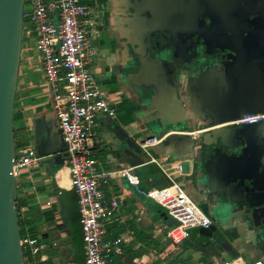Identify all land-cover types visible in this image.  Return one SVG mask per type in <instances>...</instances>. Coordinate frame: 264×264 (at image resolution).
I'll return each instance as SVG.
<instances>
[{"label":"crops","instance_id":"0c3cea01","mask_svg":"<svg viewBox=\"0 0 264 264\" xmlns=\"http://www.w3.org/2000/svg\"><path fill=\"white\" fill-rule=\"evenodd\" d=\"M85 1L95 6L98 21L93 38L97 54L91 69L97 84L113 98L116 109L114 117L99 114L90 140L99 169L133 167L142 185L149 188L167 182L159 176L160 167L151 161L152 157L159 158L162 167L213 218L218 230L209 235L201 227H193L188 236L173 241L168 231L177 220L158 201L137 191L119 172H113L107 182L101 183L105 199L119 201L106 223L105 238H120L109 264H220L239 255L247 261L264 260L254 234L242 226V207L220 203L211 185L192 177L188 140L180 135H197L211 126L200 125L201 118L176 98L178 77L165 64L149 60L142 63L139 58L144 51L138 44L143 12H135L130 23L122 0L123 4L119 0ZM23 36L26 40L23 38L14 103L15 147L22 154L23 148L34 146L41 159L21 167L17 176L20 217L26 234L34 232L44 243L33 264H84L78 196L71 184L59 118L42 57L35 48L36 35L25 30ZM161 127L169 129L161 136L162 140L166 136L168 139L147 149L139 145L141 138L158 135ZM58 153L65 157L61 164L55 160ZM178 163L181 170L170 168ZM214 165L215 172L225 179L234 173L235 166L246 169L257 177L256 188L264 190V163L255 152L237 162L221 159ZM224 223L230 226L224 229Z\"/></svg>","mask_w":264,"mask_h":264},{"label":"built area","instance_id":"2783aa9c","mask_svg":"<svg viewBox=\"0 0 264 264\" xmlns=\"http://www.w3.org/2000/svg\"><path fill=\"white\" fill-rule=\"evenodd\" d=\"M98 21L95 6L85 0H25L23 32L33 31L35 48L42 57L46 82L54 100L59 118L62 139L66 148L71 184L78 196L80 223L85 244L84 264H109L111 253L118 249L120 238H105L106 223L116 212L119 201H107L101 183L107 182L113 172H119L137 191L152 197L163 205L177 222L168 235L178 242L190 234L193 227H209L213 218L162 167L159 158L151 161L159 168L160 177L167 180L164 186L145 188L133 167L116 171L99 169V159L92 153L90 140L95 134L99 114L116 115L113 98L101 89L93 75L91 64L97 54L93 45ZM264 113L245 112L231 123H254L262 120ZM162 137L147 135L139 140L145 149L157 144ZM41 159L34 146L22 149L15 157V172ZM181 170V164L170 167ZM24 254L37 262V254L44 243L39 236L26 234L21 237ZM26 259V257H25ZM220 264H264L263 259L247 261L239 255Z\"/></svg>","mask_w":264,"mask_h":264},{"label":"water","instance_id":"95a60500","mask_svg":"<svg viewBox=\"0 0 264 264\" xmlns=\"http://www.w3.org/2000/svg\"><path fill=\"white\" fill-rule=\"evenodd\" d=\"M148 1L155 3L154 0ZM24 2L25 0H0V264H26L17 207L14 136V103L23 43ZM125 2L129 14H135L140 5L141 11L144 9L143 0ZM191 19L197 26L206 23L204 16L198 18L194 15ZM152 25L153 23L150 26ZM169 33L167 50L162 57L166 68L178 77L175 80L176 98L185 108L188 105L200 118L204 119L209 115L211 122L207 124L211 128L200 132L201 134L180 135L188 140L187 153L191 157L192 177L199 183L211 185L220 203L242 207V226L254 234L255 243L264 258V190L256 188L257 177L248 170L235 166L234 173L225 179V176L212 168L221 159L237 162L241 157H247L248 153L255 151L258 159L264 163V118L254 123L220 126L245 112L264 113V73L259 78L254 77L251 69L244 67L241 73L221 81L212 70L204 66L192 62L184 63L183 51L173 40V31L170 30ZM156 34L154 32L149 36L151 40L146 52L149 58L152 39ZM141 41L138 44H143ZM198 71L203 73V77H194ZM183 76H186L184 80L180 78ZM168 130L161 127L157 136H163ZM250 135L254 140H248ZM166 137L168 139L169 136ZM55 160L61 164L65 157L58 153ZM229 226V223L223 224L224 229ZM215 229L214 224L201 227L202 232L209 235Z\"/></svg>","mask_w":264,"mask_h":264},{"label":"flooded vegetation","instance_id":"af4514ba","mask_svg":"<svg viewBox=\"0 0 264 264\" xmlns=\"http://www.w3.org/2000/svg\"><path fill=\"white\" fill-rule=\"evenodd\" d=\"M122 1L126 7L127 2ZM154 1L152 4L143 0L142 4L143 31L139 36L143 40V44L139 45L144 48L143 55L139 57L143 59L142 63L152 59L154 63L164 64L162 56L167 50L169 31L172 30L173 40L183 51L184 63L204 66L221 81L241 73L244 67L250 68L254 77L259 78L264 73V0ZM140 8L141 5L138 11H141ZM127 12L129 21L134 13L129 14V9ZM194 15L198 18L204 16L205 25L197 26L191 19ZM154 32L157 34L152 39L149 58L146 57L151 40L149 36ZM195 74V78L203 77L201 71ZM185 78L182 77L183 80ZM198 121L200 125L211 123L209 115ZM226 124L236 123L226 122L220 126ZM248 140L252 141L254 137L250 135Z\"/></svg>","mask_w":264,"mask_h":264},{"label":"trees","instance_id":"16d2710c","mask_svg":"<svg viewBox=\"0 0 264 264\" xmlns=\"http://www.w3.org/2000/svg\"><path fill=\"white\" fill-rule=\"evenodd\" d=\"M18 200H19V197L17 198V207H18V211H19V201ZM19 219H20L19 222H20V226H21V236L23 237V236L26 235V231H25L24 222H23L22 218L20 217V214H19ZM31 235L36 236L34 232ZM24 255L26 257L25 263L26 264H33V263L30 262L31 261V257L30 256L28 257L27 253H25Z\"/></svg>","mask_w":264,"mask_h":264},{"label":"rangeland","instance_id":"374dc122","mask_svg":"<svg viewBox=\"0 0 264 264\" xmlns=\"http://www.w3.org/2000/svg\"><path fill=\"white\" fill-rule=\"evenodd\" d=\"M23 38L26 40V38H25V36H23ZM31 40V39H30ZM164 54V53H163ZM151 60V62H153V60L152 59H150ZM19 156H20V154H19V152H18V150H16V157H18L19 158ZM186 168V167H185ZM173 175H174V173H173ZM166 183L167 182H164V183H162V184H160V185H158V186H164V185H166ZM189 194H190V192L188 191V190H186ZM18 192H19V190H18ZM191 195V194H190ZM191 197H193L192 195H191ZM193 199L197 202V200H196V198L195 197H193ZM198 204H199V202H197ZM230 205H231V203H229ZM200 206H202L201 204H199ZM205 211V210H204ZM206 212V211H205ZM19 214H20V212H19ZM172 219L173 220H176L174 217H172ZM230 230V229H229ZM233 230H235V229H233ZM216 231V233H217V231L218 230H215ZM230 234H232L233 232L232 231H228ZM73 250V247H71V249H70V252Z\"/></svg>","mask_w":264,"mask_h":264}]
</instances>
